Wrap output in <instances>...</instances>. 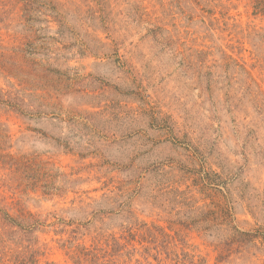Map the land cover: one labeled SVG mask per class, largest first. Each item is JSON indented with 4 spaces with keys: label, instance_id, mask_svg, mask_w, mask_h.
I'll return each mask as SVG.
<instances>
[{
    "label": "rangeland",
    "instance_id": "1",
    "mask_svg": "<svg viewBox=\"0 0 264 264\" xmlns=\"http://www.w3.org/2000/svg\"><path fill=\"white\" fill-rule=\"evenodd\" d=\"M0 264H264V0H0Z\"/></svg>",
    "mask_w": 264,
    "mask_h": 264
}]
</instances>
